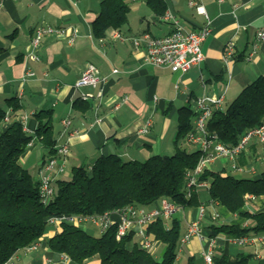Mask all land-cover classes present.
I'll return each instance as SVG.
<instances>
[{"label":"crops","instance_id":"crops-1","mask_svg":"<svg viewBox=\"0 0 264 264\" xmlns=\"http://www.w3.org/2000/svg\"><path fill=\"white\" fill-rule=\"evenodd\" d=\"M101 1H1L0 106L11 111L2 129L19 120L33 136V145L20 163L35 178L43 164L54 155L36 137L38 120L35 114L41 110H53V134L57 144L68 142L70 146L66 172L54 176L55 181L70 177L74 167L94 164L102 155L146 160L152 155L173 154L181 108L193 109L198 98L220 95H224L225 108L247 84L264 75V41L250 56L257 31L264 29V0H194L204 7L211 22V33L202 44L203 62L184 74L166 66L145 63L147 47L144 44L136 46L134 39L145 33L164 36L172 32L176 23L190 30L201 29L207 18L190 5L193 0H166L164 17L157 16L143 0H127L130 4L128 22L119 30H108L104 38L98 39L92 24L100 12ZM40 26L64 27L67 37L46 35L39 49L40 60L33 61L28 54L35 30ZM74 33L76 40L70 43L68 36ZM230 42L235 43V54L226 61ZM89 63L99 68L106 82L98 87L75 88ZM30 70L35 75H28ZM10 98L19 101L18 110L9 104ZM66 118L72 120L67 129L63 125ZM150 121L149 130L141 132ZM262 156V144L257 139L252 140L238 161L246 169L254 166L256 171L251 173L248 169L242 174L257 175L255 164ZM218 163L220 166L216 169ZM263 165L260 175L264 172ZM209 168L240 174L225 160H218ZM198 192L200 205L182 208L172 218L165 219L167 227L174 219L180 221L181 236L193 223H198L201 229V236H194L179 250L175 264H185L190 257H195L197 264H207L204 255L208 252L216 258L226 256L231 263H235L240 254L252 255V264H264V242L241 246L224 233L213 236V225L251 227L253 221L210 201L206 188ZM201 204L205 205L203 214ZM263 209L264 198L248 200L243 208L254 213ZM112 217L115 222L119 221L117 214ZM60 230L50 225L36 249L20 251L12 262L56 264L60 255L51 250L48 240ZM139 239L138 236L133 238L134 242ZM162 248L163 243L156 241L152 252L155 257Z\"/></svg>","mask_w":264,"mask_h":264},{"label":"trees","instance_id":"trees-1","mask_svg":"<svg viewBox=\"0 0 264 264\" xmlns=\"http://www.w3.org/2000/svg\"><path fill=\"white\" fill-rule=\"evenodd\" d=\"M2 1V0H0ZM159 17L167 12L166 0H143ZM127 0H102L101 9L92 27L94 36L104 38L110 29L119 30L128 22ZM14 110L20 108L16 98L8 99ZM7 109L0 106V264H6L20 251L38 243L45 235L49 218L57 215L93 216L123 210L130 205L153 208L163 198L182 207L200 205L199 190L187 196L188 176L200 158V150L181 147L180 137L193 127L195 111L179 110L176 150L172 155H152L146 160H123L115 154L102 155L90 166L74 167L69 178L53 182L54 196L44 202L37 178L20 160L33 140L22 121L2 129ZM38 120L36 137L55 153L57 140L53 134V110L35 114ZM264 120V75L247 84L225 108L214 112L208 122L212 134L227 145H235L248 129ZM210 183L209 200L218 202L232 213L251 219V227L237 224L213 225V236L229 237L264 234V209L244 211L247 195L264 198V172L258 177H237L224 170L210 168L198 177ZM61 230L48 240L51 250L66 254L73 264H86L95 257L99 264H175L179 252L181 223L174 219L170 227L164 218H157L147 233L164 245L161 259L134 242V232L117 238L118 223L99 235L81 224L62 222ZM217 264H252V255L240 254L235 263L226 256L214 257ZM190 257L185 264H197Z\"/></svg>","mask_w":264,"mask_h":264},{"label":"built area","instance_id":"built-area-1","mask_svg":"<svg viewBox=\"0 0 264 264\" xmlns=\"http://www.w3.org/2000/svg\"><path fill=\"white\" fill-rule=\"evenodd\" d=\"M190 5L195 7L200 14L206 15L207 23L199 30H190L180 24H175L174 29L169 34L164 36H153L150 33L143 34L142 37L135 38L134 42L136 46L144 44L147 47V53L145 55V63L154 66H166L173 72L181 74L186 73L194 66H199L204 60V54L202 51V44L211 33V22L205 12L204 7L197 1H191ZM2 3L0 1V10ZM67 29L64 27H51L40 26L36 28L35 34L31 41V51L28 54V58L33 61H39V49L42 43V39L46 35H54L58 38H65ZM76 33L68 36L70 43L75 42ZM264 41V29L258 30L256 34V42L253 46V51L250 56L255 53L259 47V44ZM235 54V43L230 42L227 46L225 53V60L228 61L233 58ZM118 70H114L117 73ZM28 75H35L33 71H29ZM106 77L100 74L99 68L89 63L83 72L81 78L76 82L75 88L80 89L85 86L98 87L100 84L105 83ZM101 95V92H100ZM84 98H87L85 96ZM224 95L218 97L203 96L198 98L194 103L195 118L192 129L189 131L185 138L187 144L195 145L200 150V158L198 164L193 172L187 174L188 176V191L187 196H191L194 189L208 188L210 183L208 181H199V175L208 168L209 164H213L218 160H225L231 162V167L234 171L244 173L245 170H250L251 173H255L254 166H249L247 169L239 164V157L245 152L247 145L254 139H257L263 146V159H264V120L259 126L248 129L239 138V141L235 145H227L223 143L217 135L212 134L208 129V122L212 118L213 114L217 110L223 109ZM11 111H7L5 122L10 119ZM100 121V120H99ZM72 120L66 118L63 120L65 128H69ZM151 126V121L141 129V132H147ZM33 142L29 144V148L32 147ZM70 153V146L68 142L58 143L55 147V153L50 159L43 164L39 170L38 182L40 188V194L44 202H49L54 196V176L62 175L66 172V161ZM247 201L255 200L256 196L247 195ZM159 206L155 208H145L135 205H130L123 210L115 212H105L99 215L93 216H73V215H57L49 218L51 225L60 227L62 222H70L74 224H82L84 222L91 221L101 232H106L114 223H118L117 238L128 235L134 232V236H138L140 239L137 243L151 253L155 249L156 241L152 238V235L147 233L148 225L157 218L169 219L172 218L179 210L181 205L172 202L168 198H163L159 202ZM201 214L205 211V205L200 206ZM113 214L119 216V221L113 220ZM194 236H201V229L198 223H193L189 226L186 234L180 237L179 250L184 244L188 243ZM231 240L238 245L255 244L257 242H264V234L262 235H246L241 237H232ZM38 246V243L26 248V250H34ZM60 259L56 264H70L72 259L66 254H59ZM207 264H217L214 260L212 252H208L204 255ZM6 264H14L12 259Z\"/></svg>","mask_w":264,"mask_h":264},{"label":"rangeland","instance_id":"rangeland-1","mask_svg":"<svg viewBox=\"0 0 264 264\" xmlns=\"http://www.w3.org/2000/svg\"><path fill=\"white\" fill-rule=\"evenodd\" d=\"M187 134H182L181 137H180V142H181V147L182 148H186V149H189V150H196L197 147L195 145H191V144H187L185 142V138H186ZM172 155V154H170ZM264 164V159H263V156H262V159H260L258 162H256V167H257V170H258V174L257 175H245V174H235V176L237 177H257L260 175V172L263 170V167H261L263 164ZM262 164V165H261ZM211 166V164H209L208 168ZM220 166V164H216L215 165V168L217 169L218 167ZM264 166V165H263ZM70 171V170H69ZM66 178H69V176H67ZM83 226V228L87 229L88 232H90L91 234H94V235H99L101 233V230L99 227H97L93 222L91 221H88V222H84L81 224ZM163 250L164 248H162V250L158 253V255L156 256L157 259H161L162 257V254H163ZM96 262L98 263L99 262V258H96V259H91L88 264H96Z\"/></svg>","mask_w":264,"mask_h":264}]
</instances>
